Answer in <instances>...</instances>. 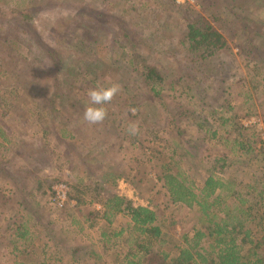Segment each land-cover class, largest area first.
Instances as JSON below:
<instances>
[{
	"label": "rangeland",
	"instance_id": "1",
	"mask_svg": "<svg viewBox=\"0 0 264 264\" xmlns=\"http://www.w3.org/2000/svg\"><path fill=\"white\" fill-rule=\"evenodd\" d=\"M192 23L212 26L226 49L201 62L183 42ZM263 47L264 0H0V68L11 77L15 56L27 63L16 74L26 90L0 83V264H121L130 221H105L110 194L157 211L178 243L198 215L171 201L168 169L198 186L210 173L235 179L242 193L254 180L264 185ZM145 66L163 79L161 103L148 99ZM72 69L71 102L63 94L65 104L52 105L55 78ZM111 82L120 91L106 119L89 124L87 91ZM234 140L253 149L234 154ZM17 230L28 234L16 241Z\"/></svg>",
	"mask_w": 264,
	"mask_h": 264
},
{
	"label": "trees",
	"instance_id": "2",
	"mask_svg": "<svg viewBox=\"0 0 264 264\" xmlns=\"http://www.w3.org/2000/svg\"><path fill=\"white\" fill-rule=\"evenodd\" d=\"M80 40L82 41V38L77 34L76 41L80 42ZM183 42L189 46L191 51L199 52L201 62L207 57L215 55V52L220 53L221 50L226 49V41L222 34L207 24H189ZM50 55L54 64L58 62L59 58L56 52H50ZM56 59L58 60L56 61ZM10 63H12V72L15 71L14 73L18 76L26 75L24 74L27 66L25 61H21L15 56ZM16 68L20 70H16ZM100 68L109 71V68L103 65H100ZM144 69L148 99L161 103L165 98L161 85L163 79L153 68L145 66ZM5 72L0 68V73H2L0 74V83L9 86L10 93L17 95L18 88L15 86V82L16 85L26 90L24 86L17 83L18 76L16 74L10 77L9 74H3ZM72 72L74 69L63 78L62 82L55 78L54 91L48 98L49 103L53 105L59 101L65 104L62 99L63 94L65 95L64 100L67 103L71 102L73 96L71 97L69 94V83L72 86L74 82L70 78ZM31 75L33 76L30 78L35 77L33 78V82H35L36 72L28 74V76ZM81 77L84 76L81 75ZM11 81L13 84H9ZM261 81H264V77ZM66 109L65 107L62 110ZM227 110L231 111L232 108ZM51 111L55 110L52 108ZM225 111L223 109L220 112ZM211 135L212 138L215 137L216 132H212ZM1 139L7 141L2 126H0ZM173 143L176 144L175 140ZM186 143L189 146V142ZM252 144V141L234 140L232 153L235 154L237 150L250 151L253 149ZM0 145L3 147L2 143ZM178 145L182 147L179 142ZM182 149L183 155L188 154L185 147ZM94 159L96 160V158ZM225 161V158L215 159L216 163L223 164ZM221 167L223 168L224 165ZM109 176L111 174H103L102 181L108 183ZM115 177L113 176V178ZM162 179L163 186L173 203L192 209L196 208L194 214L198 215L197 226L193 227L190 235L188 233L181 235L177 243L169 232L170 230L163 229L161 224L163 221H158L157 211L148 207L133 206L126 198L110 194L104 201L103 217L105 221L111 224L113 218L119 214H126L130 221L127 225L130 235L129 239H124L127 249L121 258V264H264V185L258 188V182L254 180L253 185H247V190L243 187L242 193L238 191L239 189L234 191L239 186L235 179L224 181L210 173L198 186L195 179H189L186 172L180 170L175 173L171 169L167 170ZM103 186L100 183L101 189ZM249 197H252L254 202L248 200ZM173 224L174 222L171 226ZM171 230L175 231L173 227ZM15 232L16 241H20L28 234V231L19 233L17 230ZM123 232L122 229L117 233L112 232L113 239L115 240V237H119ZM101 236L106 237L107 235L103 231ZM104 241L110 243V240L105 239ZM114 243L113 241L111 244L114 245Z\"/></svg>",
	"mask_w": 264,
	"mask_h": 264
},
{
	"label": "clouds",
	"instance_id": "3",
	"mask_svg": "<svg viewBox=\"0 0 264 264\" xmlns=\"http://www.w3.org/2000/svg\"><path fill=\"white\" fill-rule=\"evenodd\" d=\"M119 91L120 85L116 82H111L108 86L97 84L89 89L87 91L88 102L84 107L83 119L89 124L103 122L107 116L105 105L109 104ZM133 111L135 110L133 109ZM129 131L134 134L137 131L136 126L131 125Z\"/></svg>",
	"mask_w": 264,
	"mask_h": 264
},
{
	"label": "built area",
	"instance_id": "4",
	"mask_svg": "<svg viewBox=\"0 0 264 264\" xmlns=\"http://www.w3.org/2000/svg\"><path fill=\"white\" fill-rule=\"evenodd\" d=\"M65 188V187H64ZM55 197H57L58 199V202H59V205L61 206V204H62V198H64V193H62V197L61 196H59V192H56V195H55Z\"/></svg>",
	"mask_w": 264,
	"mask_h": 264
}]
</instances>
